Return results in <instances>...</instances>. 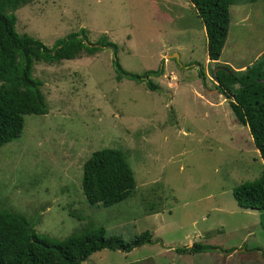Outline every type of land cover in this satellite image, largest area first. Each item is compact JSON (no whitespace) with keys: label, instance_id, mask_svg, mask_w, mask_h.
Wrapping results in <instances>:
<instances>
[{"label":"rangeland","instance_id":"374dc122","mask_svg":"<svg viewBox=\"0 0 264 264\" xmlns=\"http://www.w3.org/2000/svg\"><path fill=\"white\" fill-rule=\"evenodd\" d=\"M22 1L12 11L18 35L46 47L72 32L91 44L105 37L122 69L139 75L161 65L162 75L150 78L155 92L117 82L110 49L34 63L46 113L24 116L20 136L0 148V207L54 240L88 223L124 241L151 236L129 253L101 250L80 264H264L262 212L239 209L232 198L259 177L262 162L212 78L221 65L240 71L263 56L264 2L229 7L221 54L210 62L188 0ZM103 149L124 155L135 188L117 205L89 207L82 165ZM193 243L211 248L175 252Z\"/></svg>","mask_w":264,"mask_h":264},{"label":"trees","instance_id":"16d2710c","mask_svg":"<svg viewBox=\"0 0 264 264\" xmlns=\"http://www.w3.org/2000/svg\"><path fill=\"white\" fill-rule=\"evenodd\" d=\"M241 1L254 3L258 0ZM188 2L204 28L206 59L216 62L227 34L229 7L239 4L238 0ZM23 4L22 0H0V148L20 136L24 116L46 113L41 83L31 76L34 63L49 65L110 49L115 81L143 82L148 91H158L150 78L161 76L162 66L139 75L125 71L118 63L115 46L105 37L91 44L83 31L72 32L46 47L32 37L18 35L12 11ZM198 77L203 78V74L199 72ZM212 78L219 94L228 101L237 123L247 128L262 162L257 179L244 182L233 190V201L239 209L262 212L259 224L264 227V54L240 71L221 65L215 69ZM80 187L87 206L109 208L127 199L135 183L124 155L118 150L103 149L92 152L83 163ZM151 243L148 231L124 241L117 236H106L101 226L92 223L63 240H54L38 235L30 220L0 207V264H80L94 252L129 253ZM210 248L193 243L190 247L176 248L175 252L195 254Z\"/></svg>","mask_w":264,"mask_h":264},{"label":"water","instance_id":"95a60500","mask_svg":"<svg viewBox=\"0 0 264 264\" xmlns=\"http://www.w3.org/2000/svg\"><path fill=\"white\" fill-rule=\"evenodd\" d=\"M167 59H177V55L176 54L167 55Z\"/></svg>","mask_w":264,"mask_h":264},{"label":"crops","instance_id":"0c3cea01","mask_svg":"<svg viewBox=\"0 0 264 264\" xmlns=\"http://www.w3.org/2000/svg\"><path fill=\"white\" fill-rule=\"evenodd\" d=\"M95 55V54H94ZM93 56V55H92Z\"/></svg>","mask_w":264,"mask_h":264}]
</instances>
